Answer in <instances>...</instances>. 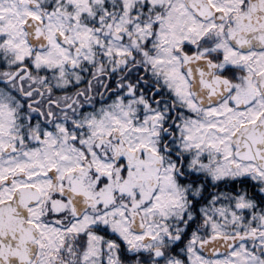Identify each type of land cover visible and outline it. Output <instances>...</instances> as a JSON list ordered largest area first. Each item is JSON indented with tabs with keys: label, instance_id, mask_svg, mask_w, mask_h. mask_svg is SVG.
<instances>
[{
	"label": "snow or ice",
	"instance_id": "6c2138e0",
	"mask_svg": "<svg viewBox=\"0 0 264 264\" xmlns=\"http://www.w3.org/2000/svg\"><path fill=\"white\" fill-rule=\"evenodd\" d=\"M0 264H264V0H0Z\"/></svg>",
	"mask_w": 264,
	"mask_h": 264
}]
</instances>
